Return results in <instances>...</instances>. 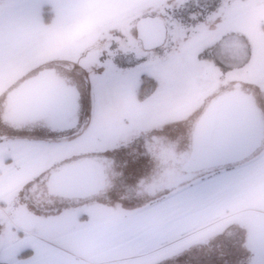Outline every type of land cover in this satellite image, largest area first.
<instances>
[{
  "label": "rangeland",
  "instance_id": "1",
  "mask_svg": "<svg viewBox=\"0 0 264 264\" xmlns=\"http://www.w3.org/2000/svg\"><path fill=\"white\" fill-rule=\"evenodd\" d=\"M126 1L110 2L112 16L96 28L102 29L101 32L84 38L81 47L73 37L69 52L24 76L56 67L72 78L81 99L80 128L73 132H47L38 127L13 129L3 118L2 102L9 90L0 92V141L42 140L46 146L41 159L47 174L57 165L86 155H101L115 160L117 175L106 195L45 205L36 209L38 216L31 213L34 206L30 201L16 197L13 201L11 196L9 200L13 203L7 202L6 215L0 212V263L13 264L17 258H24L18 257L21 252L30 251L18 249L17 240L26 233L9 226L14 213L22 210L32 215L30 219L35 224L31 222L30 229L55 241L54 237L64 235L68 227L77 231L100 219L129 216L155 205L199 177L205 178L209 172L199 173L157 194L135 196L133 188L141 177L148 175L145 165L148 156L140 155L145 149L144 138L155 134L175 141L178 150L189 148L192 128L201 112L223 90L231 92L236 86L242 93L258 95L264 103V0H148L147 5L134 9ZM137 1L141 0H133L134 5ZM43 9L48 20L50 13L46 6ZM149 15L164 20L167 40L162 47L145 51L138 46L133 27L138 18ZM90 40L92 44L83 45ZM216 43L229 50L235 45L242 49L248 46L250 58L239 68L219 70L214 60L203 55ZM261 117L264 121V115ZM263 145L264 141L259 151ZM216 172L219 170L210 174ZM261 207L259 212L255 208L222 212L223 215L216 214L201 224L183 220L186 224L182 228L170 225L159 231L168 232L159 237L158 233H148L135 246L130 243L124 246L123 252L108 251L90 259L59 256L53 261L57 260L54 264H264V207ZM69 210L75 215H88L85 223L77 216H71L65 224L59 222L62 216L54 221L58 219L54 215ZM46 217L49 221L44 220ZM10 252L17 254L10 257Z\"/></svg>",
  "mask_w": 264,
  "mask_h": 264
},
{
  "label": "crops",
  "instance_id": "2",
  "mask_svg": "<svg viewBox=\"0 0 264 264\" xmlns=\"http://www.w3.org/2000/svg\"><path fill=\"white\" fill-rule=\"evenodd\" d=\"M111 1L114 0H0V92L10 90L31 71L56 62L71 50L73 37L80 45L84 38L101 32L102 29L96 28L101 27L104 20L112 16L109 15ZM147 3L148 0H141L134 5L133 0L126 1L130 9ZM44 6L50 13L48 20L44 18ZM118 15L120 13L114 14V17ZM133 31L135 32L134 27ZM92 42L93 40L86 41L83 45H90ZM226 92L230 91L223 90L221 95ZM243 93L250 96L263 116L264 103H261L259 96ZM45 146L42 140L37 142L29 138L0 141L2 215H6V204L12 201L9 200L11 196L14 197L13 201H16V197L28 202L34 195L33 186L37 179L45 181L47 173L44 172L45 166L41 159ZM183 187L168 195L169 197L166 196L163 201L141 208L129 216L103 218L77 231H71V227H68L69 230L64 235L54 237L55 241L47 240L38 234L40 232L30 229L29 224L34 222L30 219L33 218L32 215L29 216L22 210L14 213L9 226L26 233L18 238V249H28L33 254L17 258L13 264H54L57 260L53 259L59 256L64 259H69V256L73 259L101 257L108 251L123 252L126 245L135 246L137 240L148 233L163 236L168 232L159 231L167 230L170 225L182 228L186 224L183 220L192 219L201 224V221L210 220L222 212L229 211L230 214L248 208H255L259 212V207H264V145L245 161L221 168L219 172L203 179L199 177ZM32 208L34 211L31 210V213L40 215L36 210L38 208ZM71 216H77L83 223L88 215H75L71 210L65 213L62 211L58 216L54 215L58 217L54 221L59 220L65 224ZM44 220L49 221L48 217ZM123 221L125 223L120 226ZM16 254L10 252V257Z\"/></svg>",
  "mask_w": 264,
  "mask_h": 264
},
{
  "label": "water",
  "instance_id": "3",
  "mask_svg": "<svg viewBox=\"0 0 264 264\" xmlns=\"http://www.w3.org/2000/svg\"><path fill=\"white\" fill-rule=\"evenodd\" d=\"M134 28L143 50L160 48L167 40V26L159 16L140 17ZM54 71L53 67L41 69L6 93L2 102L5 121H41L52 131L78 125L80 93L58 80ZM237 87L212 99L201 112L192 128L189 152L181 163L183 177L174 186L202 171L235 165L259 151L264 141V121L250 96ZM44 182L50 196L76 200L99 195L107 181L102 165L84 158L63 163Z\"/></svg>",
  "mask_w": 264,
  "mask_h": 264
},
{
  "label": "flooded vegetation",
  "instance_id": "4",
  "mask_svg": "<svg viewBox=\"0 0 264 264\" xmlns=\"http://www.w3.org/2000/svg\"><path fill=\"white\" fill-rule=\"evenodd\" d=\"M54 69H55L54 76L58 80L62 81L65 85L68 86L71 85L74 87L77 86L76 82H74L72 78L70 79L69 77L66 76V74H64L59 70L60 68L58 69L55 67ZM79 111H80V107H79ZM81 117L82 116L79 117L78 125L75 128L63 129V130L73 132L74 130L80 128L79 126L81 124L80 123ZM5 122L13 129H27V128L34 129V127H38L39 129L42 128L47 132L52 131L49 130V128L45 126V124H43V122L41 121H39L38 123H26V124H19V123L12 124L7 120ZM54 131H58V129ZM143 143L145 149L142 151V153H140V155L145 154L148 156L147 157L148 160L146 162L147 164L145 163V165L147 166L148 175L145 177H141L140 181L137 183V187L133 188L135 196L137 195L143 196L145 194H157V192H161L162 190L173 187L174 184H176L179 181V179L183 177L182 176L183 171L180 170V167H181V163L184 161V158L188 154L187 152H189V148L178 150L179 146H177V143L175 141H172L167 137L164 138V136H158L155 134L151 135L148 138H144ZM84 158L93 159L97 163H100L104 168L105 180L107 182L104 191L99 195L102 196L106 195L107 188L110 187V184L114 182L113 180H115L114 178H116L117 176L114 172L115 160L110 157L107 158L101 155H86ZM141 162L142 161H140L139 163ZM60 166L61 165H57L54 168H51L49 174ZM49 174H47L46 178L48 177ZM41 180L42 178H39L38 181L36 182V185L33 186V188L35 187V192L33 193L34 195L32 196V198H30L31 199L30 204L34 205L36 208L39 209L44 207L45 205L52 206L53 204H61L64 201L68 200L66 198L62 199L59 197H54V196L52 197L49 194H47L45 186H44L45 189L41 187L43 186Z\"/></svg>",
  "mask_w": 264,
  "mask_h": 264
},
{
  "label": "trees",
  "instance_id": "5",
  "mask_svg": "<svg viewBox=\"0 0 264 264\" xmlns=\"http://www.w3.org/2000/svg\"><path fill=\"white\" fill-rule=\"evenodd\" d=\"M241 36V35H239ZM138 41V46H139V40ZM141 45V44H140ZM247 46V44H246ZM141 48V46H140ZM142 49V48H141ZM245 50H247V54L245 55ZM208 53L203 54L205 55L206 59H212L216 63V66L219 70H225V71H231L233 68H239L241 66H244L246 61L250 58V50L248 46L245 48L243 47L240 48L239 46L235 45V47H232L231 50L225 47L218 46L216 44H212L209 46ZM42 129V128H40ZM215 170L219 169H214L212 171H202V172H209L213 173ZM202 172L200 174H202ZM199 174V173H198ZM28 255H31L30 251H23L20 253L18 256L20 257H26ZM0 264H5V263H0Z\"/></svg>",
  "mask_w": 264,
  "mask_h": 264
}]
</instances>
